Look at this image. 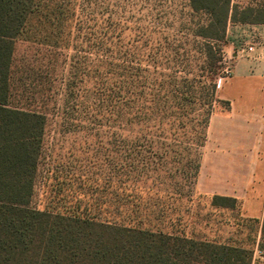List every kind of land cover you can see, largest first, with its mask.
Instances as JSON below:
<instances>
[{
  "label": "trees",
  "instance_id": "1",
  "mask_svg": "<svg viewBox=\"0 0 264 264\" xmlns=\"http://www.w3.org/2000/svg\"><path fill=\"white\" fill-rule=\"evenodd\" d=\"M189 3L194 13L207 15L206 23L193 30L194 37L204 40L198 43L197 74L173 81L157 67L129 66L137 73L128 75L127 104L112 96L106 107L114 128L176 143L150 144V157L139 155L140 150L126 162L116 156L109 185L94 188L96 196L74 195L64 209L42 210L32 203L48 125L44 104L52 90L44 87L47 67H19L17 44L28 40L33 18L51 23L62 12L52 14L40 0H0V264H255L253 249L176 229L173 204L188 200L197 186L202 159L198 148L206 145L217 108H230L212 79L218 66H224L222 44L227 43L228 26L264 24V4ZM26 73L32 77H24ZM31 78L32 84L27 82ZM162 148L168 151L157 156ZM173 150L179 153L170 162ZM211 205L241 207L238 198L224 195H214ZM177 217L181 219L179 212ZM260 232L258 249L264 251V213Z\"/></svg>",
  "mask_w": 264,
  "mask_h": 264
},
{
  "label": "rangeland",
  "instance_id": "2",
  "mask_svg": "<svg viewBox=\"0 0 264 264\" xmlns=\"http://www.w3.org/2000/svg\"><path fill=\"white\" fill-rule=\"evenodd\" d=\"M40 1L52 14L62 12L60 19L51 20V25L48 20L33 18L28 40L18 41L17 62L22 70L34 68L35 64L48 69L44 87L52 92L46 95L44 104V109L49 111L48 125L32 205L42 210H59L71 205L69 201H74V195L88 198L97 195L94 188H106L114 157L121 156L126 162L139 150V155L150 157L153 153L150 144L176 143L163 136L137 137L134 132L114 128L106 112L107 99L113 96L127 104L126 92L131 87L128 75L137 73V68L157 67L173 81L194 77L196 65L199 66L198 43L204 40L194 37L193 30L206 23L207 15L194 13L189 0ZM235 2L264 4V0ZM222 50L227 53L226 44H222ZM101 61L105 68H100ZM233 65V60L228 59L224 66H218L213 81H221L226 76V66L232 71ZM129 66L136 70H129ZM30 74L24 77H32ZM34 81L27 79L31 84ZM225 110L220 106L216 113ZM138 139L140 142L135 144ZM206 144L210 150L217 149L209 131ZM218 148L225 151V147ZM164 151L168 150H156L157 156L165 154ZM178 151H169L168 161L175 160ZM227 156L230 155L222 154V165ZM233 156L240 161L241 157L247 159L250 155ZM213 166L205 169V182L209 187L214 185L215 190L219 186L221 195L238 198L241 207H213L215 194L201 192L198 179L189 199L176 200L173 204L175 228L197 238L256 251L264 213V168L217 170ZM255 264H264V260L257 258Z\"/></svg>",
  "mask_w": 264,
  "mask_h": 264
},
{
  "label": "crops",
  "instance_id": "3",
  "mask_svg": "<svg viewBox=\"0 0 264 264\" xmlns=\"http://www.w3.org/2000/svg\"><path fill=\"white\" fill-rule=\"evenodd\" d=\"M248 46H253V51H247ZM226 50V54L234 56V65L218 94L222 100L230 102V108L211 118L208 131L216 140L217 149L210 150L207 144L204 147L198 182L201 192L215 195L222 194L220 187L217 185L218 190L214 185L209 187L204 178L205 169L210 165L214 164L217 170L264 168V24H229ZM218 147H225V151ZM224 153L230 156L225 157L222 165L220 160ZM234 154L250 156L239 157L238 161ZM247 184L249 186L250 181Z\"/></svg>",
  "mask_w": 264,
  "mask_h": 264
},
{
  "label": "built area",
  "instance_id": "4",
  "mask_svg": "<svg viewBox=\"0 0 264 264\" xmlns=\"http://www.w3.org/2000/svg\"><path fill=\"white\" fill-rule=\"evenodd\" d=\"M247 48V51H253V46H248V47H246ZM245 50V48H243V49H241V51L240 52H242V51H244ZM243 53V52H242ZM228 59H230V60H234V56L233 55H228V54H226V53H224L223 54V61H224V64H226L227 62H228ZM224 71H225V74H226V76H224V78H222V80L224 79H227L228 77H230L231 76V74H232V71L229 69V67H227L226 66V68L224 69ZM219 81L218 82V87L220 88L221 87V85H222V82L223 81ZM257 258H259V259H261V260H264V251H262V250H259V249H256V251H255V253H254V262L256 261V259Z\"/></svg>",
  "mask_w": 264,
  "mask_h": 264
}]
</instances>
